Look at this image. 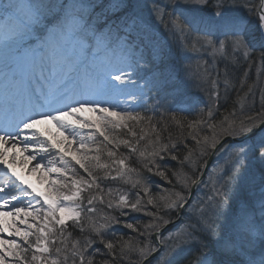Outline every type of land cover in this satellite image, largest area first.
I'll use <instances>...</instances> for the list:
<instances>
[{
    "label": "snow or ice",
    "instance_id": "1",
    "mask_svg": "<svg viewBox=\"0 0 264 264\" xmlns=\"http://www.w3.org/2000/svg\"><path fill=\"white\" fill-rule=\"evenodd\" d=\"M0 68V264H264V0H0Z\"/></svg>",
    "mask_w": 264,
    "mask_h": 264
},
{
    "label": "rangeland",
    "instance_id": "2",
    "mask_svg": "<svg viewBox=\"0 0 264 264\" xmlns=\"http://www.w3.org/2000/svg\"><path fill=\"white\" fill-rule=\"evenodd\" d=\"M209 63H211V61H209ZM253 70V71H252ZM251 79H249L250 81H248V83H251L253 80H255V79H257V76H256V73H257V65L256 66H253V68L251 69ZM253 73H254V75H253ZM186 82V83H185ZM186 86H188V87H186ZM180 87H181V92H180V94L178 95V97H177V102H180V101H182V100H185V98H186V100L187 101H190L191 99H188V90L190 89V87H192L193 89H191V91L192 92H194L195 93V95L196 94H198L197 92H199V93H206L205 91H202L201 90V88H199V87H197V82L194 80V79H189V80H186V81H184L181 85H180ZM184 88H186L187 90H184ZM187 91V92H186ZM194 95V97H196V99L198 100V101H203V98H198V96H195ZM191 97H193V96H191ZM193 97V98H194ZM206 98H207V96H206ZM195 99V100H196ZM240 102L241 103H234L233 105L235 106V107H239L240 106V108L243 106V107H246L247 106V104H248V101H247V99L245 98V97H241L240 99ZM235 100H233V101H231V102H234ZM257 102H258V96H257ZM207 103L208 102H203L202 103V105H200L199 107H198V105H196L195 106V109H194V111H192L193 112V114L195 113V112H197L200 108H204L206 105H207ZM197 107H198V109H197ZM239 110V109H238ZM185 113H187V112H185ZM218 112L215 114V118L216 117H218ZM247 114H250V113H247ZM186 115H188L190 118L189 119H191L192 117H191V115L189 114V113H187ZM221 116H223L222 114H221ZM214 118V119H215ZM224 119V117H221L218 121H216V120H214V122L216 121L217 123L220 121V120H223ZM41 127H43V128H45V129H47V130H49V135H55L56 136V138L57 139H59L60 138V136H59V134L57 133V128H56V126L55 125H52V124H43V125H41ZM174 131H176V130H174ZM166 132V131H165ZM164 132V133H165ZM167 133V132H166ZM164 136H167V135H164ZM126 138V137H125ZM146 145H142V147H145ZM143 150V149H142ZM169 167L170 168H172L173 170H178L177 169V166H176V164H175V162H171V163H169ZM17 167H18V169H22L23 168V165H20V164H18L17 165ZM32 179H33V182L34 183H36L38 186H40V187H46V185H42L41 183H40V180H39V177L38 176H32L31 177ZM159 181V180H158ZM162 183V182H161ZM163 184H165L166 185V187H168V188H170V186H168V184L165 182V183H163ZM158 185V184H157ZM162 185V184H161ZM157 188H156V190L158 191V190H160L161 189V191L159 192V196H165V195H168V193H166V192H164L163 191V189L160 187V186H156ZM162 192V193H161ZM201 195L202 196H205V195H207V196H211L212 195V192H211V190L210 189H205L203 192H201ZM99 215H103L104 214V211H103V209H100V211H99V213H98Z\"/></svg>",
    "mask_w": 264,
    "mask_h": 264
},
{
    "label": "trees",
    "instance_id": "3",
    "mask_svg": "<svg viewBox=\"0 0 264 264\" xmlns=\"http://www.w3.org/2000/svg\"><path fill=\"white\" fill-rule=\"evenodd\" d=\"M258 64H259V60H258V58H257V66H258ZM220 67L221 68H223V64H221L220 65ZM253 71V70H252ZM253 75H254V73H253ZM252 75H251V73H250V77H251ZM243 77H242V74H241V71L240 70H233V74H232V76L230 77V79H232L233 80V82H235V80L236 79H242ZM252 78V77H251ZM250 78V79H251ZM248 81H250V80H248ZM252 83V82H251ZM188 95H190V96H193L194 97V95H195V93L194 92H192L191 91V89H189L188 90ZM195 96H197V94L195 95ZM241 97H244V95H243V93H241L240 94V96H237V94H236V92H231L230 93V95H229V98H228V100H227V102H225V101H221V106L219 107V110H218V117H216L214 120H216V121H218L221 117H225L226 115H228L229 114V112H232V111H234V110H238V109H241L240 108V106L239 107H235L233 104L234 103H241L240 102V98ZM194 98H196V97H194ZM233 100H235L234 102H231V101H233ZM198 106H200V104L198 105ZM197 109H198V107H197ZM174 110V109H173ZM184 115H186L187 113H183ZM221 114L223 115V116H221ZM238 114H240V113H238ZM251 114V113H250ZM190 118V117H189ZM215 121V122H216ZM171 132H172V134L173 135H176L177 134V130H176V128H175V126H172L170 129H169ZM174 130H176V131H174ZM167 132V133H166ZM165 133H163L162 135H168V131H166ZM142 149H143V147H142ZM149 150H150V148H149ZM121 152H124V154H127L126 152H125V150L124 149H121ZM133 167H135V165H132ZM170 165L168 164V167H169ZM170 168V167H169ZM159 178H157L156 179V182H155V185L153 186V195L154 196H159L158 194H159V192L161 191V189L160 190H156V186H160L162 189H165V188H168V187H166V185L165 184H163V183H165V182H162L161 183V181L159 180ZM158 184V185H157ZM162 184V185H161ZM169 186V185H168ZM111 187H115V185H111ZM130 187V186H129ZM162 193V192H161ZM104 211V210H103ZM118 234H120V233H118Z\"/></svg>",
    "mask_w": 264,
    "mask_h": 264
},
{
    "label": "bare ground",
    "instance_id": "4",
    "mask_svg": "<svg viewBox=\"0 0 264 264\" xmlns=\"http://www.w3.org/2000/svg\"><path fill=\"white\" fill-rule=\"evenodd\" d=\"M186 83V82H185ZM186 87H188V86H186ZM189 88V87H188ZM190 89H193L192 87H190ZM184 90H187L186 88H184ZM198 94H197V96H198V98H203V101L201 100V101H198L199 102V104L200 105H202V103L203 102H208V100H207V98H206V96H207V94L206 93H199V92H197ZM192 111H194V109L192 110Z\"/></svg>",
    "mask_w": 264,
    "mask_h": 264
}]
</instances>
